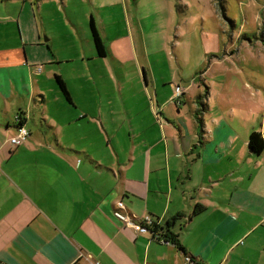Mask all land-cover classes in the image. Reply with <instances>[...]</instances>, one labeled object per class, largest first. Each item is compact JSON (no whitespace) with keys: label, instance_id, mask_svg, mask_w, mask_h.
Segmentation results:
<instances>
[{"label":"crops","instance_id":"1","mask_svg":"<svg viewBox=\"0 0 264 264\" xmlns=\"http://www.w3.org/2000/svg\"><path fill=\"white\" fill-rule=\"evenodd\" d=\"M125 1L136 22L126 51L105 47L100 58L88 41L92 60L66 63L52 77L28 54L29 46L31 53L35 46L47 52L40 29L28 32L27 58L18 48H0L2 264H223L251 230H240L239 212H254L261 201L254 203L244 178L242 188L223 189L227 178L218 168L229 165L225 173L231 177L230 168L239 162L262 166L264 151L257 156L249 149L250 135L259 132L249 120L252 114H241V123L231 125L213 108L217 93L202 102L188 85L176 99V83L184 79L160 62L148 38L145 42L150 32L137 20L138 0ZM167 8L160 26L168 46L184 51L187 32L174 30L190 16L179 15L172 0ZM100 28L110 41L111 33L102 23ZM195 30L202 49L215 52L218 31L210 36L204 27ZM164 52L171 60L170 50ZM52 60L47 55V66ZM69 67L72 74L65 76ZM198 90L202 95V86ZM20 127L29 137L12 147ZM117 210L138 220L149 217L157 233L126 227L115 218ZM167 229L180 246L159 242L167 240Z\"/></svg>","mask_w":264,"mask_h":264},{"label":"rangeland","instance_id":"2","mask_svg":"<svg viewBox=\"0 0 264 264\" xmlns=\"http://www.w3.org/2000/svg\"><path fill=\"white\" fill-rule=\"evenodd\" d=\"M172 1L179 15L190 16L187 20H181L178 25L180 27L174 30L175 34L187 32L189 45L184 51H175L174 46H168L167 33L160 26L165 15L164 9H168V0H138L134 5L139 24L144 26L145 33L150 32L151 40L145 37V42L148 38V43L155 49L160 62L164 64L165 61L166 66H173L176 78L184 79L176 85L182 89L186 88L185 85L191 86L196 92L193 95L197 96L196 99L199 86H202V102L211 93L213 97L218 94V99L213 101L218 119L238 125L241 123V114H249L250 117L251 113L249 120L254 121V126L260 133L259 129H264V0ZM130 7L133 9L131 4L126 5L125 0H0V48H18L27 58L25 47L29 45L28 32L40 29L39 34L48 48L47 52L42 53L41 46H35L31 53L29 46L28 54L31 62L38 64L36 67H39L44 76L52 72L54 77L59 68L69 65L66 63L85 62L87 65L92 60L93 55L88 52V48L92 47V44L88 45V41L92 40L91 18L108 50L111 46L126 51L125 48L128 49L131 43L130 29L136 25L133 11H129ZM100 23L107 33H111L110 41L103 35ZM201 27L210 36L214 30L218 31V48L215 52H208L200 46L198 31L195 29ZM132 35L138 44V36L133 31ZM177 37L179 36L175 35L173 38L177 41L180 39ZM46 38L53 40L45 43ZM114 39L117 41L112 43L111 40ZM50 43L54 45L52 49ZM168 47L172 61L169 56L165 57L164 50L169 52ZM92 50L97 51L94 43ZM47 55L54 58L48 66L45 63ZM126 56V59L135 61L133 55ZM63 74L71 76L70 67ZM34 109L38 110V104L34 105ZM211 114L215 116L217 113ZM259 165L262 166L244 162L234 164L230 168H233L234 177L226 175L229 166L226 163L223 162L218 168L221 175L227 178L222 185L223 189L232 185L242 188L240 180L244 178V186L250 188V193L255 195L254 203L261 201V205H253L258 208L254 212H239L240 230H251L238 246H234L233 253L224 259L223 264H264V161ZM251 170L254 171L253 177L248 179L246 176ZM235 178L236 181L231 183Z\"/></svg>","mask_w":264,"mask_h":264},{"label":"trees","instance_id":"3","mask_svg":"<svg viewBox=\"0 0 264 264\" xmlns=\"http://www.w3.org/2000/svg\"><path fill=\"white\" fill-rule=\"evenodd\" d=\"M90 30H91L92 40H93V43H94V45L96 47L98 56L100 58L105 57L106 56L105 46H104L103 40H102V38H101V36L99 34V31H98V29L96 27V24H95L93 18H91V20H90ZM55 78H56L57 85H58L60 91L62 92L64 98L68 102H71L70 95H69V92L67 90L66 84L64 83V81L61 79L60 76H56ZM198 99L199 100L202 99L201 95L198 96ZM249 149H250V151H252L257 156L262 154V152L264 151V140L262 138L261 133L253 132L250 135V137H249ZM196 212L199 213L200 209H197ZM169 225L170 224H168V226ZM151 231L154 234H156L157 231H158L157 226H154V228ZM154 238H157V236L156 237L154 236ZM165 238L169 239L173 244H177V245L180 246V243L176 239V236L173 235V233L171 231H169L168 229H167V231L165 233ZM181 250H183L182 247H181Z\"/></svg>","mask_w":264,"mask_h":264},{"label":"built area","instance_id":"4","mask_svg":"<svg viewBox=\"0 0 264 264\" xmlns=\"http://www.w3.org/2000/svg\"><path fill=\"white\" fill-rule=\"evenodd\" d=\"M183 95V89L179 86L175 88V98L180 99ZM29 137V131L20 127L18 134L11 139V144L15 147H18L25 143V141ZM114 216L116 219L124 223V225L130 229H133L137 233H151L152 228L155 226L154 221H152L149 217L144 218L143 220H138L135 217H130L129 215L121 212L120 210L115 211ZM159 242L161 243H170L169 240H165L163 238H159Z\"/></svg>","mask_w":264,"mask_h":264},{"label":"water","instance_id":"5","mask_svg":"<svg viewBox=\"0 0 264 264\" xmlns=\"http://www.w3.org/2000/svg\"><path fill=\"white\" fill-rule=\"evenodd\" d=\"M0 264H2V263H0Z\"/></svg>","mask_w":264,"mask_h":264}]
</instances>
